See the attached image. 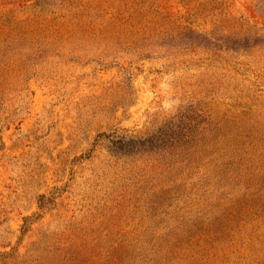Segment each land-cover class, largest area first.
<instances>
[{"label":"rangeland","instance_id":"1","mask_svg":"<svg viewBox=\"0 0 264 264\" xmlns=\"http://www.w3.org/2000/svg\"><path fill=\"white\" fill-rule=\"evenodd\" d=\"M0 264H264V0H0Z\"/></svg>","mask_w":264,"mask_h":264}]
</instances>
